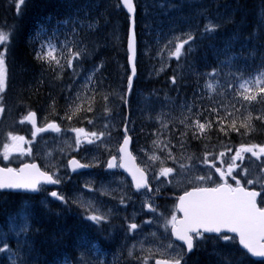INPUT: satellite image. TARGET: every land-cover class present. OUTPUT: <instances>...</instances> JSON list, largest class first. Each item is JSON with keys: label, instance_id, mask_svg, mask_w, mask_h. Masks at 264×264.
I'll return each mask as SVG.
<instances>
[{"label": "snow or ice", "instance_id": "obj_1", "mask_svg": "<svg viewBox=\"0 0 264 264\" xmlns=\"http://www.w3.org/2000/svg\"><path fill=\"white\" fill-rule=\"evenodd\" d=\"M16 8V14H20V10L26 4V0H13ZM117 9L126 10L129 18V34L127 41V59L130 65L131 74L127 76V93L120 95L119 99L127 104L126 95L131 94L133 90V80L137 75V47H136V0H118ZM86 16L90 14H85ZM65 26L70 29V35L65 34L63 42L59 41L56 32L59 26ZM99 25L98 19L82 18L79 10L70 14L66 19L57 22V28L53 29L52 35L41 44L40 50L36 53V59L47 65L49 69L57 72V78H63V71L70 69L74 77L84 73V69L77 70L76 65L82 63L91 53L83 40L79 37L78 28H85L88 31L95 30ZM264 28V24L258 26ZM220 24L207 20L201 36L210 35L218 31ZM13 29L11 27L6 31L0 27V115L6 111L4 104V95L8 89V45L11 40ZM197 36L194 31L181 32L174 34L157 53L161 60L167 58L171 60L175 58L179 63L182 58H186L192 51V45L195 44ZM55 41V42H53ZM223 57L219 61L220 65L231 69L234 66V59L237 56L231 46H226L219 54ZM240 55H243L241 53ZM104 67L103 62L94 65L84 76L85 83L81 91H77L71 96L73 85L67 86V91L71 96L68 100L65 116L69 122L73 118L79 119L80 116L95 112L96 104V87L93 83L96 80L97 73L101 72ZM59 70V71H57ZM163 71V68L160 69ZM221 70L212 68L206 75L210 78L206 81V88L209 93H217L221 100H213L212 96L208 97L210 104L208 107L197 105L196 100L192 103L181 102L179 104L182 118L179 119V125L184 129L180 133L182 139L178 142L180 149V157L178 158L173 152V148L177 147L172 142L173 133L169 131V125L172 121H165V115L159 114L156 119L160 123V130L152 133L156 137L152 141V152L147 151V163L141 168L135 165V157L129 151V145L132 137L128 134V118L123 121L122 141L118 142L116 154L111 155L107 160L106 167L108 169L124 168L132 176L135 191L143 195L141 203V211L147 209L146 214H151L152 219L141 221L140 224L135 222L139 213H133L131 219L128 216L123 217L125 224L126 238L142 231V226L152 225L157 220L162 221L158 225V229H162V234L152 232L148 234L155 243L153 246L145 247V241H138L126 248V262L131 264H187V256L201 243L206 241L205 234H216V239L225 242L233 241L236 238L239 244L243 246L247 254L251 257L264 258V168L259 169V173L253 178L248 179L249 170L243 169L242 179L246 181L247 187L237 179L240 175L238 169L240 165L236 161H243L245 154L250 153L264 164V144L260 143H241L235 148L234 155L229 156L230 163L227 168L217 167L215 161L220 160L221 165L225 163L224 157L233 152L228 146L225 151L216 154L215 147L209 150L211 143V132L217 131L225 137L236 135L244 138L251 136L256 131V121L264 124V107L259 113L254 115L251 109L257 105H264V66L254 76L245 78L242 69L236 72L231 70L225 73L229 78L226 86L221 85L218 79ZM170 83L175 86L177 84V76L170 77ZM98 87V85H97ZM91 93V95H89ZM104 102L103 112L105 120H109L112 109L108 107L110 95L100 93ZM230 96L231 99L225 102L223 99ZM168 99V97H166ZM173 107L176 101H170ZM239 104V107H236ZM51 107L55 108V101ZM236 113H240L238 117ZM37 113L29 110L27 115L23 116L19 121L20 124L28 122L32 125V138L37 137L38 133H46L49 130L55 133H61L62 129L55 121L48 122L44 127L36 126ZM89 125H94L95 120L88 119ZM115 125L106 122L103 125V131H87L83 127L71 128L70 131L75 134L74 143L79 149L82 143L104 144L105 140L112 138V129ZM8 143L3 145L2 156L4 160H9L13 153L21 155L31 152V147L25 148L24 145L32 144L31 140H26L23 135L14 134L9 131L7 134ZM201 141L203 143V152L200 156L193 153H186V144L188 138ZM105 149L111 152V149L105 144ZM174 166H167L168 162ZM68 165L73 171L78 168L92 167L91 164H81L75 158L68 161ZM200 165L207 168L205 174H196ZM50 171H41L39 166L32 164H23L20 168L0 167V189L23 190L26 193L39 194L45 191L47 185L59 186L63 183L62 177L59 175L60 169L58 165H52ZM214 170V172L212 171ZM149 172L152 173V180L157 183L155 193L160 192L159 185L163 182L171 184L173 179L180 177L178 183H186L189 190H185L178 197V202L174 206L175 211L170 217H166L164 213H157L155 205V196L150 183ZM233 173H236L235 175ZM218 174V181L214 179ZM229 178L234 183H229ZM257 186L259 191H257ZM85 188H90L86 183ZM95 191V189H90ZM113 189H102L101 194H108ZM51 197L53 201H59L63 205H75L83 213V220L91 222L94 226L102 228L104 224H110L113 217L111 208L105 209L102 205L92 200H85L80 195L75 196L69 201V198L58 191L46 193V198ZM259 198V199H258ZM131 199L127 192L121 191L118 202L120 205L127 206V202ZM47 207V199L42 201ZM176 212L182 213L181 217H177ZM30 212L25 210L22 215V223L17 224L16 218H11L6 230H0V253L6 254L9 264H35L31 257L32 246L28 237L32 233V225L30 220ZM234 234V235H232ZM15 238V246L11 243ZM145 237V240L148 239ZM107 239L108 237H103ZM174 238V239H173ZM97 240H90L82 237L79 241V247L84 249L80 252L77 264H105L104 261L97 259L93 262L89 253L99 254L101 249L97 246ZM139 245V249L137 248ZM123 252L114 255V264H118L119 257L123 256ZM65 264H69L66 260ZM231 264V262H229Z\"/></svg>", "mask_w": 264, "mask_h": 264}, {"label": "trees", "instance_id": "obj_2", "mask_svg": "<svg viewBox=\"0 0 264 264\" xmlns=\"http://www.w3.org/2000/svg\"><path fill=\"white\" fill-rule=\"evenodd\" d=\"M136 1L138 4L137 34L140 42L144 35L143 16L153 20H160V27L170 26L174 23H190L191 20L195 19L194 11L197 5H199L197 3L200 2V0ZM235 1L239 6L237 15L234 20L225 24L219 30L220 35L210 34L201 36V34H198L196 40L197 47L186 58H182L179 63L174 58L171 66L164 72L156 74L150 71V76L146 79L144 77L147 75H143L142 72L135 81L134 91L136 93L143 92L149 95L153 101L156 100V102L166 100V97L171 99L180 98L182 95H189L193 93V80L197 77L194 70L204 71L213 67L217 63V61H213L214 54L219 55V49L221 47L225 48L228 45L231 46L237 55L240 51L235 50V47L244 45L249 46L252 50L255 49L256 56L260 60L256 58L257 62L251 69L252 76L261 70L262 66H264V28L258 26L264 24V18H261L264 0ZM34 2V0H26V4L20 10V14L17 15L13 0H0V27L6 31L9 27L13 29L7 56L8 89L4 95L6 111L1 125V133L6 140V134L9 131L12 132V130L6 127L8 116H17V123L19 124V121L23 117V111L36 110L35 106L53 108L51 107L52 102L57 99V97H54L57 96L56 92H48L50 88L47 86V83L48 81H54L57 85H60V80L55 79L54 72L47 65L36 59L35 49L31 45V39L36 32L34 27L36 16L45 15V19L54 20V15L57 14V3L62 2V10L65 14L70 11L71 14H74L79 10L82 18L99 20L98 28L93 31L78 30L79 37L91 53V56H88L83 63L89 64L96 60L103 61L106 64L93 83V87H96L97 91L96 96H101L100 93H109L113 98H117L119 96V86L125 85L127 82L126 44L129 31V18L123 9H117L116 4L118 0H96L95 5L91 6L88 5V0H77L75 2L76 7L73 6V0H37L36 4ZM2 10L8 11L3 13L1 12ZM85 14L90 15L86 16ZM45 23L47 24L48 22ZM193 23L195 24L196 22ZM221 35H224L225 39H229L232 36L231 43L226 45V40L221 38ZM215 48H218V51ZM139 65L141 66L140 61ZM17 75L21 77H17ZM67 75L69 77V72L66 70L62 82L64 80L65 82L67 81ZM173 75L177 76V84L175 86L170 83V77ZM22 78L26 79L25 86L23 84L19 85V80ZM60 98L63 102L64 98ZM208 106L209 103L204 107ZM262 107L264 105L257 104L251 111L256 115ZM37 112L41 117L47 118L49 122L61 120L62 118L61 114H56L57 112L54 110L48 111L46 114H43L41 110ZM236 115L239 117L240 113H236ZM74 119L76 122L71 121L69 123H78L77 119ZM62 120L65 123L68 121L66 119ZM140 120L138 116H135L132 120L138 136L143 135L146 129L151 128L150 124L147 127L145 125L142 126ZM255 123L256 131L249 137L242 138L233 133L229 138L217 131L211 132L209 150H212L214 146L218 155L219 152L225 151V145L231 147L234 152L235 148L241 143L264 144V124H261L259 121ZM179 128L182 129L181 126ZM183 131L184 129H182ZM139 139L141 140V138ZM187 142L193 145L192 152L197 156L202 154L204 148L201 141L189 137ZM230 155L232 153L227 154L225 158L228 159ZM19 197L17 194L0 193V218L4 224H6V219L11 216L10 214L14 213L16 205L19 202ZM172 199L173 197L170 194L166 196V199H160L162 207L168 209V204L173 203ZM164 202H167V204ZM168 210L172 211L171 209ZM51 214L59 216L51 212H41V210L37 211L35 209L32 213V238L39 250L43 263L45 260H48V264L51 263L49 259L53 258L59 248H67L73 238H75V234L82 229L81 223L75 218H68L62 224L56 226L55 217H52ZM51 219L52 221L50 222ZM35 231L36 234H34ZM58 239L62 241V245L60 246H56ZM1 258L4 257L0 254ZM229 262L231 264H264V260L250 258L234 242H225L223 240L214 242L212 237L206 238V242L189 256L187 260V264H229Z\"/></svg>", "mask_w": 264, "mask_h": 264}, {"label": "rangeland", "instance_id": "obj_3", "mask_svg": "<svg viewBox=\"0 0 264 264\" xmlns=\"http://www.w3.org/2000/svg\"><path fill=\"white\" fill-rule=\"evenodd\" d=\"M35 4L37 2V0H34ZM74 2H76V0H73ZM96 0H88V5H95ZM199 5H197L196 10H195V14L194 20H191V24H182V25H177L174 23L172 25L169 26V31L167 32H162V28L160 27V20H153V19H149L146 17H142V23H143V28H144V35L143 38L140 42V63H141V69L142 72L147 75L146 77H144V79L148 78V76H150V71L156 72V74H161L162 72H164L166 70V68L169 66V64L171 63V61L174 59L172 58L171 60H169L167 58V54H165V58L163 60H161L160 56L157 55V53L159 52V50L164 46V44L174 35V34H179L181 32H187L189 30H192L195 32V34L200 33L203 30V27L205 25V23H207L208 19H211L213 22L220 24V28H223L225 24L231 22L232 20H234V18L237 15V12L239 10V6L236 3L235 0H201L199 3H197ZM88 7V6H87ZM8 10H2L1 12H7ZM205 17V18H203ZM196 18H199L198 20H196ZM261 18H264V5L262 7L261 10ZM172 21H174L172 19ZM40 23H42L41 20H39ZM193 22H196L195 24ZM171 28V30H170ZM65 30L69 31L70 29L67 27H64ZM221 38H224V40H226L225 44H230L231 43V39L232 36L229 39H225L224 35H221ZM142 45V46H141ZM193 47V45H192ZM224 49V47H221L219 50L220 52ZM215 50L218 51V48H215ZM235 50L240 51L238 53V55L236 56V58L239 60L238 62H234V66L229 69L227 67H223L220 65L219 61L221 59H223V57L221 56L220 60L217 61V63L215 65H213V68H218V69H222L221 70V75L215 79H218L220 81L221 85L226 86V82L229 79L225 73H227L228 71H232V72H236L237 69H242L245 75V78L251 76V74L249 73L250 68L257 62L255 56H256V50L255 49H250L249 46H244L241 45L239 47H235ZM241 53H243V55H240ZM258 53V51H257ZM147 54V55H146ZM259 54V53H258ZM150 55V56H149ZM262 57V56H261ZM77 70L79 71V69L81 68L80 64L76 65ZM163 68V71H161L160 69ZM212 70V69H211ZM72 72V71H71ZM87 70L84 69V73L77 76V77H72V79H70L67 75V81L62 82V80L65 77V70L63 71V78L62 79H58L57 78V72L54 74L55 79L60 80V85H57L54 81H48L47 86L50 88L48 90L49 91H54L56 92L57 99L55 100V108H47L44 106V108L42 106H35V109L37 111H40L43 114H46L48 111H55L57 112L56 114H61V117L65 116L66 110H67V103L68 100L71 99V96H74V92L77 91H81L82 90V86L85 83L84 80V76L87 75ZM210 72V71H209ZM143 74V75H144ZM17 77H21L20 75H17ZM210 78L208 76H205V79L200 82V89L197 88L196 86L193 87L194 89V93L193 95H191V98H194V100H196L197 105H203L205 106L206 104H210V101L208 99V97L211 95L213 100H221V96L219 95L220 89H217V93H209L208 89L206 88V81H209ZM23 84L25 86L26 84V79L22 78L19 80V85ZM69 84L73 85L72 88V93L71 96L66 95L65 92L67 91V86ZM127 84V83H126ZM125 84V85H126ZM197 84V83H196ZM125 85L119 86V91H118V95H124L127 92V89L125 87ZM25 88V87H24ZM57 90H58V94H57ZM75 90V91H74ZM68 92V91H67ZM119 96L114 99V100H109V104L108 107H110L112 109V113L111 116L109 118V120H105L104 115L101 114V112L99 111L100 108H104L102 104L103 100L101 99V96H96V104H95V112L94 113H89L87 115H93L95 116L94 120H95V124L94 125H90L91 127L94 126L93 131H103V125L108 122L111 123L112 125H115V127L112 129V138L110 140H105L104 144H92L89 145L87 143H82L79 147V149H77L75 143H74V138H75V134L72 133L70 131L71 128H75L77 126L75 125H71L69 123V121H67L66 123L64 122V124H62V126L60 125L62 131L61 133H55L52 132V134L54 135L53 137L56 138V141L53 144L52 149L48 148V146L46 144H44V141L42 139H38L39 142L41 143V146H39V149H35L33 147V149L31 150L30 154L29 153H25L23 155L19 154V153H13L9 160L7 161H15L17 162V160H22V159H26L28 157H35V158H39L40 161L44 164V166L46 168L52 169V165H58L60 172L59 175L62 177L63 181H66V184H68V186H66L63 191L62 194H64L65 196H67L70 200L72 198H74L77 195H80L83 199L85 200H92L94 202H97L99 205H102L105 209L107 208H111L113 210V216L120 214L119 213V208L120 206L117 204L116 199H114L115 197H119L121 191L127 192L128 196L131 197L130 201L132 204H127V206L124 209L125 211L129 212V218L131 219L133 213H139V215L136 217L135 222L140 224L141 221L144 220H148V219H152V215L151 214H146L147 213V209H144L143 211H141V203L143 200V195H141V197L139 198L138 193H135V190L132 189V185L130 183V181L128 180L127 176L117 172H113L111 170H109L106 167V163L107 160L110 159L111 155H115L116 154V148L118 147V142L122 141L123 136H122V130H123V121L126 117L125 114V109L130 108L133 110L135 116H138L141 120V125L142 126H146L148 124H150L151 128H148L145 130V133L143 135H139L136 132V127L133 124L132 120L133 118H135L134 116H132V120H131V134L134 136L135 138V143L133 144V152L135 154V156L137 157L139 163L145 167L146 163H147V156L145 155V152L142 151L145 150L147 151L149 154H151L152 152V141L154 139H156V137L154 135H152V133L157 132L158 130H160V123L159 121L156 119V117L161 114V113H168L169 111H171V115H165L164 116V120L165 121H172V123L169 125V131H171L173 133L172 135V142L173 144H176L177 147L173 148V152L176 154V156L179 158L180 157V149L178 147V142L180 139H182V137L180 136V133L182 132L183 127L181 125H179V119L182 118L181 116V109L179 107V104L181 102H187V103H192L193 100H183V101H176V100H170V101H176V106L173 107L172 104L170 103V101H166V100H159L156 102L152 100V98H150L149 95H146L144 93H139V95L136 94V96L131 99L129 101V105L124 104L120 99ZM63 97L64 100L63 102L61 101V98ZM225 100V102L230 101L231 97L230 96H226L223 98ZM205 103V104H202ZM102 104V105H101ZM236 107H239V104H236ZM43 120H47V118L42 117ZM87 117L86 116H80L79 119H77V122H82V121H86ZM8 123H7V129L12 130V132L14 134H18V135H23V134H19V132H21L24 129V125L23 124H18V118L17 116L15 117H9V119H7ZM72 121H75V119L73 118ZM76 122V121H75ZM43 123V124H42ZM40 123L39 127H44L47 123L43 122ZM1 124H2V115H0V129H1ZM20 125V126H19ZM89 125V124H88ZM179 126H181L182 129L179 128ZM66 127H70V128H66ZM83 128H85L87 131L91 132V130L84 126ZM33 130V128L31 126H27L26 127V133H31ZM262 131V129H261ZM42 133H38V135H41ZM141 138V140L139 139ZM5 143H8V141H5L3 143V145ZM105 144L111 149V152L107 151L105 149ZM3 145L1 146V136H0V155H2L3 152ZM193 145L186 144V153H193L192 152V147ZM29 146H27L26 148H28ZM197 147V146H196ZM69 154L72 155H77L79 156L82 160L87 161L90 164H93V166L95 167V171L92 174H81L80 176H72L69 172L68 169V160H69ZM234 155V153L232 154ZM225 163L223 165H221L220 160H218L219 163V167H223V168H227V164L230 163L231 161L228 159H226L225 157L223 158ZM216 163V162H215ZM237 164H239L241 167L240 169H238V171L240 172V175L237 176V179H241V182L244 183L246 182L245 180L242 179L243 176V169L247 168L249 170V176L248 179H253L258 173H259V169L260 168H264V164L261 163L260 160L251 157V154H245L244 160L243 161H236ZM167 166L169 167H173L174 165L169 161ZM54 170V169H52ZM207 171V168L204 165H200L199 168L197 169L196 174H205V172ZM214 172V170H212ZM151 173V172H150ZM234 175L236 173H233ZM152 175V173H151ZM152 177V176H151ZM214 179H217L218 181V174H215ZM230 179V178H229ZM152 180V179H151ZM180 180V177H176L175 179H173L171 184H167L163 182V178H161L162 183L159 185L160 187V192L159 193H155V189L153 192V195L156 197L155 198V205L157 206V213H164V215L166 217H170L172 215V211L170 212L168 209H171V207L173 208V204H168V209H164L163 207H161V202H159V198L162 199H166V196H168V194L172 195L174 201L177 200L178 196L183 192V190L189 188V186L186 183H178L177 181ZM155 184L154 187L157 188V183L155 180H152ZM230 181L232 182V180L230 179ZM88 183L90 185V188L92 187L93 189H95V191H91L90 188H85L84 185ZM172 188V192L173 193H163L164 191H168V189ZM102 189H113L115 191H111L108 194H101V190ZM102 196V198L100 197ZM112 196V197H111ZM114 197V198H113ZM46 198V197H45ZM46 199H49L48 197ZM172 199V200H173ZM59 201H56V204ZM128 203V202H127ZM165 204H167V202H164ZM33 205L29 198H24V206L22 208H20L19 210H16L15 213H13V215L9 216L7 218V225L9 224L11 218L15 217L16 218V223L20 224L22 223V218L21 215L25 210L30 211V207ZM42 205L43 207L44 204L42 203V201L40 200H36L35 201V207ZM47 206H50V208H56V209H61L59 206L51 204L49 202H47ZM129 207L132 208L131 211H129ZM175 209V208H174ZM57 214H61V212H57ZM146 214V215H145ZM176 215H178V213L176 212ZM68 217H73L72 213H67ZM143 216L142 219H140V217ZM76 219V218H75ZM30 220L32 223V216H30ZM77 221H79L78 219H76ZM52 221V219L50 220V222ZM80 222V221H79ZM1 223H3L1 221L0 218V230H6L7 229V225L3 226ZM81 223V222H80ZM118 222H116V224L113 226L112 229H110L109 226V235L112 241H114L117 245H116V252H114L112 255L111 254H96V253H91V260L93 262L97 261V259L104 261L105 264H114V255L119 253V252H123L124 255L119 257V261L118 264L122 262V264H125L126 262V248L130 247L133 243H136L138 241H145V247H150L154 245V241L148 237L149 233L152 232H157L159 231L161 234L163 232L162 229H158V225L160 223H162V221L157 220L156 223L152 224V225H144L142 226V231L136 233L134 236L129 234V236L126 238L125 236V232L126 229L124 227V233H119V229L116 228ZM56 226H59V224L57 223V221H55ZM125 224V223H124ZM81 226L83 228V225L81 223ZM88 230V231H87ZM84 231V232H82ZM81 231V233L79 234L78 237V243L80 241V239L82 237H87L89 238L90 235H94V234H101L104 232L103 228H98L96 226H92V227H86L83 228V230ZM34 234H36V232H34ZM77 235L75 234L74 237H76ZM145 237H148L147 240H145ZM74 239V238H73ZM11 243L13 244V246H15V238L13 237L11 240ZM59 242H56V244H58ZM65 246V245H64ZM32 248H34V246H32ZM137 248L139 249V245H137ZM33 251V249H32ZM3 254V253H2ZM40 253L37 252L36 255L33 256V252H31V257L33 259V261L35 262V264H44L42 261V258L39 255ZM3 256L5 258H1L0 259V264H9L8 261V257L6 256V254H3ZM54 257L52 259L51 262H53L55 260ZM128 264H131V262H128Z\"/></svg>", "mask_w": 264, "mask_h": 264}, {"label": "bare ground", "instance_id": "obj_4", "mask_svg": "<svg viewBox=\"0 0 264 264\" xmlns=\"http://www.w3.org/2000/svg\"><path fill=\"white\" fill-rule=\"evenodd\" d=\"M199 19V18H198ZM197 19V20H198ZM98 28V27H97ZM142 46V45H141ZM142 50V49H141ZM140 50V51H141ZM147 55V54H146ZM150 56V55H149ZM110 73V72H109ZM109 78V77H108ZM103 104V103H102ZM101 104V105H102ZM22 111V110H21ZM35 210H41V212H51L53 214H57V212H62V209H56V208H50V206H47V207H43L42 205H39L37 207L34 208ZM52 215V214H51ZM57 215H60V214H57ZM52 217H55V220L57 221V223L60 225L62 224L65 220H67L68 218H72V217H68L67 216V213H64L61 215V217L59 218V216H54L52 215ZM74 218V217H73ZM44 226V225H43ZM47 227V226H46ZM83 230V228L81 229ZM88 231V230H87ZM36 232V231H35ZM81 232V231H80ZM80 232H77L76 235H78ZM84 232V231H82ZM48 233V232H47ZM50 233V231H49ZM82 234V233H81ZM47 235V234H46ZM51 236V235H50ZM49 237V236H48ZM46 239V238H45ZM50 239V238H49ZM56 242H59L58 244H56V246H60L62 245V241L60 239H58ZM117 245V244H116ZM66 248L64 247H60L59 250L57 251V253L53 256L54 257H58L59 254H61L63 251H65ZM53 258H50L49 261H52Z\"/></svg>", "mask_w": 264, "mask_h": 264}, {"label": "water", "instance_id": "obj_5", "mask_svg": "<svg viewBox=\"0 0 264 264\" xmlns=\"http://www.w3.org/2000/svg\"><path fill=\"white\" fill-rule=\"evenodd\" d=\"M125 12H126V10H124ZM137 14V13H136ZM135 31H136V25H135ZM137 45H138V40H137V34H136V47H137ZM137 49H138V47H137ZM137 76V75H136ZM135 76V77H136ZM134 77V78H135ZM37 120V119H36ZM131 147H132V142L130 143V145H129V151L131 152V154H132V156L134 157V155H133V153H132V151H131ZM77 160V159H76ZM134 163H135V165H137V166H139L138 165V163L136 162V159H135V161H134ZM37 165V164H36ZM140 167V166H139ZM72 168V167H71ZM84 169H87V168H78V169H76V171L77 170H84ZM122 170L123 171H125L127 174H128V176L132 179V176H131V174L126 170V169H124V168H122ZM0 190H4V191H15V192H24L23 190H10V189H0ZM182 214V213H181ZM214 233H212L211 235H213ZM242 248H243V246L242 245H240ZM251 256V255H250ZM252 258H254V259H264V258H261V257H252Z\"/></svg>", "mask_w": 264, "mask_h": 264}]
</instances>
